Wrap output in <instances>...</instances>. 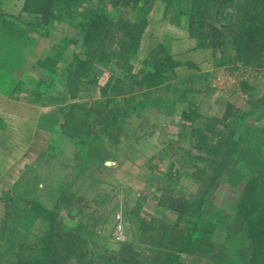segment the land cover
I'll return each mask as SVG.
<instances>
[{
    "label": "rangeland",
    "instance_id": "1",
    "mask_svg": "<svg viewBox=\"0 0 264 264\" xmlns=\"http://www.w3.org/2000/svg\"><path fill=\"white\" fill-rule=\"evenodd\" d=\"M24 1L0 0V76L9 89L18 85L12 91L13 97L20 96L17 98L24 102L19 108L29 110L28 106L40 104L43 115L38 111L33 114L40 116L50 132L41 131L40 137L48 134V138L40 147L19 144L17 149L25 158L23 170V161L18 165L16 158L11 159V166L5 155L12 151V142L0 144L1 263L16 264L39 254L49 222L29 208V200L41 199L58 213L61 230L92 244L88 254L94 253L95 244L103 250L107 245L120 248L122 243L154 250L158 236L149 232L141 242L137 222L131 220H136L131 216L136 210L181 228L193 229L198 223L193 247L183 255L181 264H244L240 251L248 239L234 222L233 205L254 176L264 182V58L260 66L215 68L212 78L218 77L222 91L208 89L198 94L194 120L174 119L180 124L167 126L161 112L166 105L143 106L147 93L131 87V79L115 62L94 60V83L87 85L86 77H74L77 55L85 57L82 24L90 7L103 8L113 26L121 17L136 19L140 0L122 10L107 0H70V8L65 7L69 13L53 15L42 27L34 15L22 12ZM188 8H181L180 1L168 5L156 0L144 9L149 24L132 59L136 74L149 68L145 59L158 44L169 48L175 34L186 37L180 27L186 21L182 12ZM2 28L8 33L3 34ZM165 32L168 38H164ZM185 39L173 50L197 45L196 38ZM45 57L54 64L50 71L40 70ZM16 60L26 79L12 83ZM231 101L241 110L231 128H202L208 116H221ZM106 120L111 121L102 130L97 123ZM4 126L0 122V127ZM232 132L235 135L230 136ZM199 140L216 146L221 143L220 151L210 155L198 151L194 144ZM107 152L114 155L115 166L103 163ZM217 159L222 163L213 167L211 161ZM6 167L9 170L2 172ZM169 191L196 204L203 200L201 216L180 220L175 212L161 208L160 195ZM25 201L28 206L22 211ZM149 259L145 262H151Z\"/></svg>",
    "mask_w": 264,
    "mask_h": 264
},
{
    "label": "trees",
    "instance_id": "2",
    "mask_svg": "<svg viewBox=\"0 0 264 264\" xmlns=\"http://www.w3.org/2000/svg\"><path fill=\"white\" fill-rule=\"evenodd\" d=\"M102 1V0H101ZM117 9L131 6L136 0H107ZM156 0H140L136 19L121 17L111 26L107 21L106 12L91 6L84 21L82 46L84 58L77 55L78 62L74 77H86V84L97 81L93 71L94 60L107 59L115 62L131 79V87L151 88L168 81L180 65L164 44H158L153 53L145 59L149 68L134 72L133 57L137 54L143 33L149 20L145 8L152 7ZM168 5L180 1V7L189 5L182 13L186 14L190 34L198 40L199 46L214 51L220 60V66L236 68L240 64L262 65L264 58V0H163ZM70 0H25L22 12L34 15L36 24L40 27L50 23L53 15L62 16L69 13ZM230 8L232 11L230 12ZM228 11V12H227ZM72 12V11H71ZM229 13L225 18L224 13ZM72 14V13H71ZM70 15V14H68ZM112 47L110 50H108ZM188 68L199 67L193 62H187ZM135 73V74H134ZM131 74V75H130ZM81 85L83 82L81 80ZM81 110V109H78ZM194 109L184 113V120H191ZM241 110L232 103H228L221 117L208 116L203 123V129L213 130L218 126L231 128V124L239 119ZM191 117V118H190ZM111 120L102 125V130L109 126ZM95 130L93 128V133ZM235 135L232 132L230 136ZM221 143L216 146L197 141L194 147L208 155L219 152ZM212 166H220L219 160L211 161ZM214 179H212L213 181ZM212 182H210L211 184ZM34 211L49 222L44 234L39 254L29 260L20 259L16 264H181L183 255L192 249L195 230L172 226L162 221L145 217L136 210L131 218L138 227L142 241L149 232L155 231L158 236L154 250L142 249L139 246L122 243L120 248H98L95 244L94 253L88 254L92 247L86 239L77 237L58 227V213L42 205L37 199L29 200ZM158 205L175 212L180 220L189 215L201 216L203 200L199 204L190 202L174 194L164 192ZM234 222L238 229L245 234L248 245L240 251L244 264H264V182L258 175L250 179L241 195L233 205ZM199 222V219H198ZM68 252V253H66ZM152 252V255H150ZM149 253V254H147ZM154 256V257H153ZM153 257V258H152ZM151 258V262H145ZM248 258H251L250 260ZM0 264L1 261H0Z\"/></svg>",
    "mask_w": 264,
    "mask_h": 264
},
{
    "label": "crops",
    "instance_id": "3",
    "mask_svg": "<svg viewBox=\"0 0 264 264\" xmlns=\"http://www.w3.org/2000/svg\"><path fill=\"white\" fill-rule=\"evenodd\" d=\"M183 23V19L181 20ZM184 24H181V32L186 34V37L183 35L175 34L173 38L171 39V45L170 49L167 47V49L170 51V53L173 55V58L180 64L176 69L174 75L166 82H164L161 85L151 87V88H137L139 90H143L142 93L146 94L145 104L143 106H151V104H162L166 105V107H163L161 112L162 113V119L164 122V125L170 126V125H178L180 122H184V113L190 108L194 109L196 106H198V103L200 101L198 100L199 96L198 94H204L205 92H209L208 89L213 91H222L217 86V78H212V73L214 72L215 68H227L224 66H220V60H218L217 57L214 55V51L212 49H209L207 47H201L199 46L198 41L191 36L188 25H187V19ZM2 33L7 34L8 29L2 28ZM143 34V37L146 36V31ZM167 32H165L164 38L167 37ZM181 37V39H180ZM168 38V37H167ZM184 38V39H183ZM188 39H195L197 41L196 46H191L189 49H182L181 51H174L173 47L175 45L180 44V41H184ZM168 43V41L166 40ZM162 44V43H160ZM169 45V43H168ZM172 47V48H171ZM147 56V55H146ZM145 56V57H146ZM41 69L40 70H46L50 71L54 67V64L52 65L50 63L49 59L43 58L42 59ZM187 62H193L199 67L198 69L195 68H188L186 66ZM15 68L14 70L16 73H13L12 83H17L22 81V79H26L25 75L21 73L20 71V65L19 62H14ZM19 67V68H18ZM229 68V67H228ZM14 71V72H15ZM18 71L20 75L18 74ZM23 76V77H22ZM215 76V75H214ZM18 78V79H17ZM202 78V79H200ZM20 79V80H19ZM11 83V84H12ZM8 82L3 78V76H0V122L4 124V127H0V135L4 134V137H0V144L3 145V143H10L13 147L11 152L6 151L5 155L8 156L9 163L11 162V166L14 164L11 159L16 158V163L19 165L21 161L22 162V168L25 167V158L24 156L19 152V144L22 145V147H26L28 145L30 146H36L40 147L42 145V141H44L46 138H48V134L44 135L42 138L40 137L41 131H48V128L44 127L43 124L40 122V116L43 115L44 111L41 113V110L38 109L40 107V104L36 103V105H30L29 110H22L25 109L19 108L22 107L23 101H20V96L13 97V91L18 85L15 86L11 85L12 89L8 88ZM35 87H31V89H34ZM136 88V87H135ZM154 91V92H150ZM191 94V97L187 98ZM197 99V104H196ZM180 103H182L180 105ZM229 103V102H228ZM227 103V104H228ZM232 103V101H231ZM196 104V105H195ZM180 106H182V110H180ZM227 106V105H226ZM165 108V110H163ZM32 109V110H31ZM184 109V110H183ZM226 109V108H225ZM224 109V111H225ZM195 110V109H194ZM38 111L39 115L33 114L34 112ZM140 112L143 111L144 114H147L148 111L146 110H139ZM146 111V112H145ZM224 111L221 113V116H223ZM123 113V112H122ZM131 114V112H130ZM135 114V113H132ZM175 116V117H174ZM216 116V117H221ZM174 119H177L180 121L179 123L175 122ZM34 124V125H33ZM32 125V126H31ZM27 131V132H25ZM26 134V137H25ZM37 135L39 137H37ZM119 136V135H118ZM118 136H115L113 139H117ZM8 138V139H7ZM8 146V145H6ZM20 147V148H22ZM109 149V148H108ZM107 160L103 161L104 164H108L109 166H115L116 165V159L114 155L111 152H107ZM90 158V155L88 154V157ZM87 162V161H85ZM29 163V162H26ZM2 170V169H1ZM9 170V167H6L2 172H7ZM40 191H38V194ZM163 194V193H162ZM161 194V195H162ZM160 195V196H161ZM42 205L45 206L44 200L41 201L38 200ZM28 202V200H27ZM27 202L25 201L24 205L22 206L21 210L25 211ZM28 206V205H27ZM49 209H52L50 206H45ZM29 208L36 214H38L36 211L32 209V207L29 205ZM163 208V207H161ZM165 209V208H164ZM29 210V209H28ZM169 210V209H168ZM121 214V213H119ZM118 214V215H119ZM39 215V214H38ZM121 216V215H119ZM41 217V215H39ZM117 217V216H116ZM118 218L116 219V221ZM119 221V220H118ZM48 230V229H47ZM46 230V232H47ZM45 232V233H46Z\"/></svg>",
    "mask_w": 264,
    "mask_h": 264
},
{
    "label": "built area",
    "instance_id": "4",
    "mask_svg": "<svg viewBox=\"0 0 264 264\" xmlns=\"http://www.w3.org/2000/svg\"><path fill=\"white\" fill-rule=\"evenodd\" d=\"M120 216L118 215V218H119Z\"/></svg>",
    "mask_w": 264,
    "mask_h": 264
}]
</instances>
